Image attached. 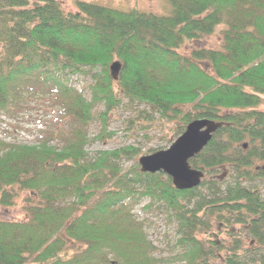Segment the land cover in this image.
Listing matches in <instances>:
<instances>
[{
	"label": "trees",
	"instance_id": "trees-1",
	"mask_svg": "<svg viewBox=\"0 0 264 264\" xmlns=\"http://www.w3.org/2000/svg\"><path fill=\"white\" fill-rule=\"evenodd\" d=\"M166 1L168 15L0 0V115L37 102L55 115L36 145L0 141V206L12 205L14 188L38 197L25 220L0 221V264H164L133 213L140 200L178 223L172 261L264 264V193L245 185L264 183V0ZM217 30L218 49L181 52ZM74 79L89 83L80 90ZM122 100L177 121V135L198 119L227 124L189 161L204 173L198 188L177 191L138 165L123 171L117 162L134 149L86 152L89 124L99 120L105 132ZM213 223L239 233L217 246Z\"/></svg>",
	"mask_w": 264,
	"mask_h": 264
},
{
	"label": "rangeland",
	"instance_id": "rangeland-1",
	"mask_svg": "<svg viewBox=\"0 0 264 264\" xmlns=\"http://www.w3.org/2000/svg\"><path fill=\"white\" fill-rule=\"evenodd\" d=\"M78 0H60L62 8L66 13H76V2ZM83 2L95 3L105 7L120 11H130L136 9L141 12L153 13L158 15H168L170 6L166 0H79ZM218 30L200 42L192 43L182 49L181 52L188 53L191 49L211 48L218 49L220 44ZM89 79H74V85L82 90ZM264 100V99H263ZM264 109V102H263ZM97 112H102L103 107L99 105ZM54 113L40 102L32 103L27 109L20 110L13 116L0 115V141L6 144L33 146L38 143L40 131H46L43 124L47 122L49 126L54 123ZM53 120V121H52ZM52 121V122H51ZM181 125V124H180ZM179 125V126H180ZM177 121H166L154 114L142 104H130L122 100V105L109 114V120L105 132L99 120H94L86 129L88 138L92 142L86 147V152L94 157L100 152L130 151L136 150V154H123L118 166L126 171L135 168L138 160L144 156H150L157 152L167 150L181 135H177ZM185 128L180 130V132ZM176 131V133H175ZM102 134V135H101ZM101 139H97L98 136ZM52 146L56 149L61 148V142L53 141ZM139 166V165H138ZM259 166V165H258ZM140 169V167H139ZM222 171H218L215 177ZM225 172V171H224ZM164 175V174H163ZM165 176V175H164ZM167 177V176H166ZM227 173L220 179L227 182ZM245 185H252L259 188L264 193V183L259 180L247 182ZM14 198L12 205L8 207L0 206V221H23L26 219V209L38 201V197L19 188L13 189ZM145 200H140L132 208L137 219L144 224V230L149 241L156 247L155 257L165 260L164 264H180L179 261H172L180 253V248L176 241L181 237L178 234V223L170 221V212L165 207H153L152 210H144ZM238 228L234 232L231 227H217L213 223L212 241L221 246L227 243L229 232L233 231L234 236L238 235ZM241 237H244L241 235ZM243 242H246L241 238ZM247 242L244 248L247 249ZM222 255V254H221ZM218 262L221 264L222 256Z\"/></svg>",
	"mask_w": 264,
	"mask_h": 264
},
{
	"label": "water",
	"instance_id": "water-1",
	"mask_svg": "<svg viewBox=\"0 0 264 264\" xmlns=\"http://www.w3.org/2000/svg\"><path fill=\"white\" fill-rule=\"evenodd\" d=\"M122 65L114 61L109 73L114 81L118 80ZM227 124L209 119L190 122L183 134L167 149L150 156L139 158L138 165L142 173H162L169 177L177 191H188L200 186L204 173L192 169L189 161L199 155L211 141L212 136ZM247 148V144L243 145Z\"/></svg>",
	"mask_w": 264,
	"mask_h": 264
}]
</instances>
